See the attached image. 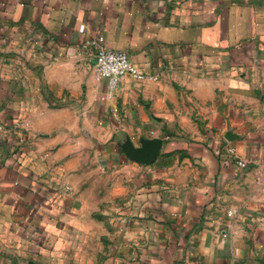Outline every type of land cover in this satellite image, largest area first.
<instances>
[{
	"label": "crops",
	"instance_id": "0c3cea01",
	"mask_svg": "<svg viewBox=\"0 0 264 264\" xmlns=\"http://www.w3.org/2000/svg\"><path fill=\"white\" fill-rule=\"evenodd\" d=\"M99 35L155 80L107 97ZM155 136L149 165L121 150ZM36 226L75 264H264V0H0V264Z\"/></svg>",
	"mask_w": 264,
	"mask_h": 264
},
{
	"label": "built area",
	"instance_id": "2783aa9c",
	"mask_svg": "<svg viewBox=\"0 0 264 264\" xmlns=\"http://www.w3.org/2000/svg\"><path fill=\"white\" fill-rule=\"evenodd\" d=\"M79 29L82 31L83 26H81ZM82 45L85 48H93V71L97 78L106 79L107 97H111L113 95L121 78L125 75H128L135 81H142L146 78L155 80L154 76L147 75L142 69L133 64L125 51L115 50L107 47L104 43V38L101 35L94 39L84 40ZM224 152L233 158L238 167L245 168L247 166V161L237 157L235 148L233 146L226 147ZM63 186H65V189L68 190L67 185ZM228 214L230 215L231 212L228 211Z\"/></svg>",
	"mask_w": 264,
	"mask_h": 264
},
{
	"label": "rangeland",
	"instance_id": "374dc122",
	"mask_svg": "<svg viewBox=\"0 0 264 264\" xmlns=\"http://www.w3.org/2000/svg\"><path fill=\"white\" fill-rule=\"evenodd\" d=\"M92 72L93 69H92ZM100 129L98 128H83L81 129V131H77L75 133H71V135H67V132L65 131V129H61V128H57L54 129V132H66L64 134H66L68 138H70L69 140L73 143V145H75L76 143H79L80 145H82V150L84 152L85 155L88 154V158L91 156V154L93 153V151L97 150L96 146L98 144V139H97V135H91V131H99ZM26 131V130H25ZM96 133V132H95ZM80 140V142H79ZM72 151H79V150H75L73 149ZM85 157V156H84ZM85 165L87 167H91L92 164H90L91 160H87L85 159ZM72 167V166H71ZM63 185H67L68 186V190L65 189V186ZM54 193L58 196V197H62L65 195H72V189L71 186L69 185V183L67 182H62V183H58L56 188H54ZM102 211L101 209H93V212L91 213V216L93 217H101V216H108L109 214L107 213H103L100 212ZM36 231L38 234L36 237V258L34 260H31L29 262V264H64L65 262L67 264H75V258H71V259H64V258H59V256L55 255L52 256L49 253L51 251H53L55 248H57V246L55 245L54 241H50V240H46L43 235L41 234V229L40 227L36 226ZM65 246V244L63 243L62 245H60V249H63V247ZM75 248V247H74ZM58 251V250H55ZM7 261H4V263H9V259H6ZM10 261H12V263L15 264H26V258L24 257H20V258H12V260L10 259ZM85 264H91L92 263V257H86L84 259Z\"/></svg>",
	"mask_w": 264,
	"mask_h": 264
},
{
	"label": "water",
	"instance_id": "95a60500",
	"mask_svg": "<svg viewBox=\"0 0 264 264\" xmlns=\"http://www.w3.org/2000/svg\"><path fill=\"white\" fill-rule=\"evenodd\" d=\"M224 138L232 140L234 135L230 130H227L224 134ZM161 147L162 139L160 137H141L139 146H134L129 139H126L121 145V150L129 159L149 165L155 161L160 153Z\"/></svg>",
	"mask_w": 264,
	"mask_h": 264
}]
</instances>
